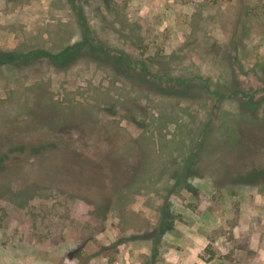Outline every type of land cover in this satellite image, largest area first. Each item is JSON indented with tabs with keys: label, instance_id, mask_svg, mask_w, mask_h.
<instances>
[{
	"label": "rangeland",
	"instance_id": "obj_1",
	"mask_svg": "<svg viewBox=\"0 0 264 264\" xmlns=\"http://www.w3.org/2000/svg\"><path fill=\"white\" fill-rule=\"evenodd\" d=\"M255 169L264 0H0V264H264Z\"/></svg>",
	"mask_w": 264,
	"mask_h": 264
},
{
	"label": "trees",
	"instance_id": "obj_2",
	"mask_svg": "<svg viewBox=\"0 0 264 264\" xmlns=\"http://www.w3.org/2000/svg\"><path fill=\"white\" fill-rule=\"evenodd\" d=\"M82 15H78V17L81 19ZM42 53H46L41 51ZM39 49L37 51H33V53H29V57L38 56L40 55ZM48 56L51 58V60L54 62V64L58 67H66L68 66L73 60L76 58L85 55L90 58H94L98 61L108 60L111 61L114 65L120 66L123 64L122 56L115 54L112 49H110L108 46L102 44L97 39L93 38L89 32V27L86 26L82 30V37L79 41H76L74 44L68 45L66 48L60 50L56 54H52L50 52H47ZM27 56L24 53H19L17 58H14L12 62H17L18 58H24ZM182 87L181 89H186V85L181 83ZM180 85V86H181ZM177 89L178 87L175 86ZM183 92V90H180ZM251 104H255V100L251 101ZM47 143H37L36 145L30 146L29 152H40L41 150H45L48 148ZM23 149V148H22ZM247 181L250 183L254 182H264V169H255L249 172L247 175ZM104 198V197H103ZM104 199H102L103 201Z\"/></svg>",
	"mask_w": 264,
	"mask_h": 264
}]
</instances>
